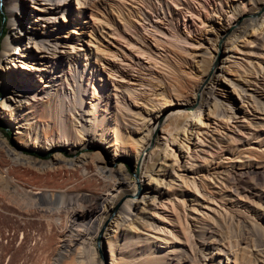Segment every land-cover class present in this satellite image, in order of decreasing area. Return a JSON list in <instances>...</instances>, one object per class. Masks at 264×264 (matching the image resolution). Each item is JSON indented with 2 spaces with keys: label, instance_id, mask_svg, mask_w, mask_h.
Returning a JSON list of instances; mask_svg holds the SVG:
<instances>
[{
  "label": "rangeland",
  "instance_id": "1",
  "mask_svg": "<svg viewBox=\"0 0 264 264\" xmlns=\"http://www.w3.org/2000/svg\"><path fill=\"white\" fill-rule=\"evenodd\" d=\"M0 1V33L2 30L5 32L0 42V63L5 65L8 60L5 58V43L17 30L18 21L15 17L17 26L12 28L13 18L4 1ZM151 1L157 5L159 0H67V13L59 15L56 20L59 37L64 47L67 46L63 47L65 55L62 60L65 73L69 74L62 77L64 85L61 95L66 96L65 98L67 95L72 96L74 99L76 96L73 88L78 91L79 104L77 103V115L74 114V117L88 130L86 133L90 138L98 140L96 144L85 149L77 148L76 153L68 151V156L74 160L83 157L91 161V157H103L111 161L116 155L118 160L110 166L117 170L125 165L131 179L138 181L139 189L143 190L145 186L148 188L146 194L135 197L138 201L130 209V212L134 213L130 215L137 230L129 233L131 239L126 240L129 230L126 229L123 233L125 227L121 229L120 237L117 234L115 236L114 222L119 220L117 217L120 216L119 212H116L113 219L102 227L98 237L91 235L89 239L77 243L67 262L101 264L102 261L103 264H115L112 260L115 256L128 262L158 259L161 264H264V46L256 55L249 56L238 52L233 54L229 63L223 64L221 60L217 63L219 70L217 77H214V87L220 94L217 98L228 107V117L215 112L216 101L210 98V106L203 109L200 120L194 118L190 124L183 126L186 132L179 129L177 142H171V150L166 154L162 152L151 172L141 179L142 183L139 176H143V173L141 169H135L133 148L115 143L117 135L123 140L136 142L143 134H147L142 127L145 122L141 121L146 118L151 121L153 117L150 113L155 112L147 101L138 100V103L134 100L136 94H151L149 82H135L132 79H143L145 76L156 83L162 68L159 65H162V58L167 52L165 48L157 49L153 44L154 51L150 52L153 56L146 59L141 50H147L144 44H141L140 36L149 39L156 37L169 48L172 43L178 48L193 49L197 47L196 41L199 37H194L193 44L194 39L191 36L202 25L201 19L195 14L199 9L205 13L204 11H210L211 8V0H197L205 3L207 10L196 5V9L192 7V10L183 12L175 21L171 14V8H174L171 0H168L167 6L159 8L158 13L154 12ZM34 7L36 4L32 0L28 1L22 9V14H29L31 19L35 18V14L40 11ZM40 7L42 6H38ZM158 7L161 6L158 4ZM117 8L126 13L128 10L139 11V17L135 18V21L140 28V35L121 20V15L115 12ZM22 14L21 21L24 18ZM45 27L47 26L43 23L37 26L40 37L45 36ZM26 28L32 30L31 25L27 23ZM177 29L182 34L176 35ZM187 34L190 36L189 40L186 38ZM129 37L133 39L130 42ZM31 42L25 45L33 47ZM138 52H142L141 55ZM115 54L117 57L114 58ZM49 62L50 60L48 64H51ZM153 65L155 67H152ZM223 66L224 71L221 70ZM232 68L234 71L230 70ZM152 71L155 74L151 73ZM37 90V97L32 96V91L29 92L30 98L23 104V113L32 115L35 110L50 106L53 108L54 117L47 125L40 122L39 118L33 117L27 124H34L39 132L49 125L56 126L58 132L52 137L64 139L68 134L69 125L73 126V131L76 130L72 118L69 115L64 116L63 109H59L56 117V105L52 102L46 105L44 88L40 84ZM8 95V87L5 88L0 83V103L5 101ZM154 99L155 97L151 100ZM204 99L205 97L200 99V102ZM91 108H94V112ZM192 109L196 112L198 108L196 106ZM192 111L186 110L187 113ZM0 122V135L16 148V127H11L1 117ZM166 124L164 122L162 126L158 125L154 131V141L149 150L152 153L157 147L159 152L166 148L169 139ZM74 135L78 138L77 135L80 134L74 131ZM210 139L217 140L219 146L209 148V141H213ZM80 142L83 141L75 143ZM31 154L46 160L55 152L40 150ZM150 155L148 154L147 158ZM0 165V251L7 249L10 253L8 264H50V255L54 253L51 251L59 244L58 237L70 232L73 219L67 213L66 216L62 214L65 218L61 216L63 219L60 218L57 225L53 226L54 229L50 227L47 214H50V210L57 211L58 208L42 205L31 198L33 189L40 186L41 189L45 186L42 190L47 189L48 182L43 179L45 177L10 163L2 151ZM169 172H175V177L173 175V178H169ZM183 179L189 182L190 188L183 184ZM70 193L64 192L68 198ZM75 195L76 193L72 194V197ZM145 196L147 199L144 200ZM154 204H166L169 210L163 208L160 214H171L172 219L163 223L162 217L154 216L155 221L151 222L150 207ZM43 208L47 211H42ZM174 210L177 213L173 212ZM103 211L104 207L99 212L100 218L104 214ZM142 222L154 224V229L150 227L147 231L144 230ZM75 224L80 226L82 222ZM106 233L110 240L107 239ZM4 241L11 246L2 248ZM110 242L114 245V252L111 251ZM138 242L144 245L141 255L132 251ZM123 246H126L128 252L131 250L125 256L120 255Z\"/></svg>",
  "mask_w": 264,
  "mask_h": 264
},
{
  "label": "bare ground",
  "instance_id": "2",
  "mask_svg": "<svg viewBox=\"0 0 264 264\" xmlns=\"http://www.w3.org/2000/svg\"><path fill=\"white\" fill-rule=\"evenodd\" d=\"M3 1L13 18L11 27L15 28L17 26L16 19L18 21V27L16 31L13 29L14 33L11 34L10 38L5 43V58L8 59L7 63L5 65L0 63V83L5 88L8 87L9 91V95L6 96L5 101L0 103V117L11 127H16L17 134L15 140L17 146L16 148L12 147L10 143L0 135V151L8 157L10 163L12 162L14 165L27 172H35V174L37 173L45 177L43 179L47 180V189L42 190L45 189V186L42 189L40 188L41 186L33 189L31 198L37 200V202L42 205L56 206L58 208L55 212L48 210L50 214H47V217L49 216L48 223H50V227H55L60 218H65L62 214L65 215L67 213L73 219V226H71L70 232L66 234L63 232L64 234L62 233L63 235L58 237L59 244L55 250L53 249L51 251H54V253H52L53 255H50L52 257L50 264H67L69 263L67 260L74 253V248L77 243L83 239H89L91 235L98 237L101 234L102 227L113 219L116 212H119L120 216L117 217L119 220L117 219L114 222L115 231L113 232L115 236L117 234L120 237L121 229L125 227L123 233H125L126 229L129 230L126 240L131 239L129 233L133 230H137L135 226H133L134 224L132 221L134 220L131 218V215L134 213H131L130 209L138 201V199L135 200V197L141 196L143 193L146 194L148 188L145 186L143 190H140L137 184L138 181L131 179V174L125 165L117 170L110 166V164L114 165L118 160L116 155L111 161H107L103 159V157L97 158L96 156L98 155L94 156L96 157L94 159H97L96 161L92 159V157L91 161H89V159L83 157L74 160L67 154L68 151L76 153V151H78L77 148L81 147L85 149L88 146L90 147L96 144V141L98 142V140L89 137L88 133H86L88 130L82 127L77 117H74V114L77 115L78 91L73 88L76 96L74 99L72 96L68 97L67 95V98H65L66 96L64 97L61 95L62 86L64 85L62 77H65L66 74L68 76L69 74L65 73L66 69L62 60L65 55V52L62 50L67 46L64 47V43L59 37V29H56L58 26L56 20L59 19V15H63L64 12L67 13V8L65 7L67 0H32V2L36 4L34 9L40 11V13L35 14V18L32 19L29 17V14H22V9L26 7L27 2L30 0ZM171 1L174 3V8H171L173 20L187 10L196 9V5L207 10V7L204 6L205 3L202 4L197 0ZM167 2L168 0H159L156 5L155 2L152 3L151 1L154 12L158 13L160 10L159 8H162V6L164 7ZM158 4L161 7H158ZM209 5L211 7L210 11H204L205 13L197 8L199 12L195 15L198 16V19H201L200 21L203 26L201 25V28L197 26L199 29L191 36L192 39H194L196 35L200 38V40L197 38V47L193 49L185 50L183 48H178L176 44L172 43L171 48H169L162 44L156 37L154 39H149L146 36H140L141 38L138 37L142 42L139 43L144 44L145 50H147L149 54L144 50H141L143 53H138H140V55L142 53V56H145L146 59L153 56L151 55L152 53H150L154 51L153 44L157 49L165 48L167 52L166 56L162 58V65H159L162 68L161 70L159 69L160 71L157 75L156 83L145 76H143V79H132L135 82L139 80H143L146 83L149 82L151 89L150 95L147 94L148 92H143L141 94H136L134 97V100H137V102L138 100L147 101V103L151 104L153 111L155 110L154 113H150V116L153 117V121L149 119V122L147 118L141 121L145 122L142 123V127L147 131V134H143L136 142L123 140L117 134L115 138V143L122 147L127 146L133 148L135 169H141L143 173V176H139V181L151 172L154 163L158 160L159 156L162 155V152L166 154L171 150V142H177L178 138L176 136L179 129L186 132L183 126L190 124V121L194 118H200L203 109L210 106V98L216 101L215 112L220 116L222 114L223 117H225V115H227L226 118L228 117V107L223 101L217 98L220 94H218L217 88L214 87V77H217V72L219 70H217L216 67L217 63L220 60L223 64L229 63L233 54L238 52L249 56L250 54L256 55L259 53L258 51L262 50V46H264V0H211ZM38 6L42 7L38 8ZM115 10V12L121 15V20L127 23L128 27L135 29L136 34L140 35V28L137 27L135 21V18L139 17V11L128 10L126 13L119 8ZM19 13L24 16L22 21ZM15 17L17 18L15 19ZM26 23L31 25L32 30L26 28ZM39 23L46 24L47 26L45 27L46 31L43 32L45 35L44 37H40V33H38L37 26ZM175 33L176 35L182 34L178 29L175 30ZM151 37H153V35ZM188 37L190 36L187 34L186 38ZM189 39L190 38H188V40ZM25 40L29 42L25 43ZM130 40L132 41L133 39L129 37V42ZM30 41H32L33 47L25 45L29 44ZM193 41L194 43L191 42L195 44V39ZM113 57H117L116 54ZM29 60L35 62H30ZM48 60H50L49 63L52 65L48 64ZM155 64L157 65V62H155ZM154 65L152 67H155ZM73 66L76 67L74 64ZM221 70L224 71V66ZM230 70H233V68ZM70 71L72 70L70 69ZM64 73L65 75H63ZM151 73L154 72L152 71ZM247 73L249 75L251 74L249 71ZM68 79L69 77H67V80ZM39 84L44 88V97L47 99L46 105H50L51 102L56 105L55 109H58V111L55 116H58L59 109H63L62 114L64 113V116L69 115V117L72 118L73 125L76 129L74 131L80 134L77 135L79 136L78 138L74 135L72 125V127L69 125L67 130L68 134L65 135L66 138L64 137L63 139L62 137H52L54 133L58 132L56 126L53 127L51 125L52 127H49V125L48 128L39 132L36 129L37 126H33L34 124L32 123L27 124L29 119L33 117L35 119L39 118L40 122L47 125L49 123L48 121H52L54 117L53 108L50 106L39 108L35 110L32 115L23 113V104L26 103L25 100L30 98L29 92L32 91V96L37 97L35 91H38L37 88ZM18 89L20 91H18ZM154 97L155 99L152 101L151 99ZM204 97V101L200 102V99ZM256 103H258V101H256ZM196 106L198 108L197 111H192V108ZM187 109L192 112L187 113ZM91 111L94 112V108H91ZM164 122L165 124L168 123L166 124V130L168 131L167 136L169 139H167L166 148L164 147L161 152H159L157 147L156 151L152 153V151L149 150L154 141V131H156L158 125ZM143 136H145V138ZM210 140L213 141H209V148H217L219 146L220 143L217 140ZM78 141L83 142L76 144L75 142ZM40 150H51L55 152V154L50 159L46 160H42L31 154L33 152H39ZM148 154H151L149 158H147ZM167 155L169 156V153ZM4 167L5 166H3V168ZM5 172H7V170ZM174 173L175 172L167 173L168 177L173 178V175L175 177ZM183 184L189 186V182L184 179ZM195 187L198 188L197 186ZM63 190L71 192L69 195L70 198L66 197L68 193L65 195V191L63 192ZM74 193H76V195L72 197ZM143 198L144 200L147 199L146 196ZM171 204L173 203L171 202ZM166 206V204H154L150 207L152 213L149 218L152 220L151 222H154V218L157 216L164 219L163 223L165 220L169 221L172 219L170 217L171 214H160L163 208L169 210ZM103 207L104 214L100 218L99 212ZM44 210L45 208H43L42 211ZM173 212L176 211L174 210ZM76 222H82V225L79 226L75 224ZM142 223L144 230L147 231L150 227L154 229V224L149 222ZM106 235L107 239L110 240L108 233H106ZM187 236L186 238L189 239ZM233 242L235 241H232V243ZM109 245L111 251L114 252V245L111 242ZM228 245H230V241ZM143 248V243L138 242L132 248V251L134 253L137 252L136 255H141ZM129 252L126 246L120 249V255L122 256H125ZM235 256L237 258V254H235ZM112 260L115 264H161V261L158 259H146L142 262H128L127 260H119L113 256ZM101 264H103L102 261Z\"/></svg>",
  "mask_w": 264,
  "mask_h": 264
},
{
  "label": "built area",
  "instance_id": "3",
  "mask_svg": "<svg viewBox=\"0 0 264 264\" xmlns=\"http://www.w3.org/2000/svg\"><path fill=\"white\" fill-rule=\"evenodd\" d=\"M9 243H11V241H8ZM9 243L4 241V246L2 248L6 249L9 248L11 245H8ZM10 253L8 252V250H4V251H0V264H8L9 260H10Z\"/></svg>",
  "mask_w": 264,
  "mask_h": 264
},
{
  "label": "trees",
  "instance_id": "4",
  "mask_svg": "<svg viewBox=\"0 0 264 264\" xmlns=\"http://www.w3.org/2000/svg\"><path fill=\"white\" fill-rule=\"evenodd\" d=\"M4 31L2 30V32L0 33V42H1V40L3 39V37H4ZM1 123V122H0Z\"/></svg>",
  "mask_w": 264,
  "mask_h": 264
}]
</instances>
